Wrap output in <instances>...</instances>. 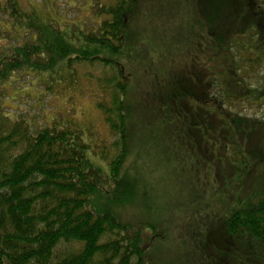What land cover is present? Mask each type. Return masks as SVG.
Masks as SVG:
<instances>
[{
    "label": "trees",
    "instance_id": "trees-1",
    "mask_svg": "<svg viewBox=\"0 0 264 264\" xmlns=\"http://www.w3.org/2000/svg\"><path fill=\"white\" fill-rule=\"evenodd\" d=\"M87 1L0 0V264H264V0ZM69 91L97 124L47 113Z\"/></svg>",
    "mask_w": 264,
    "mask_h": 264
},
{
    "label": "rangeland",
    "instance_id": "rangeland-1",
    "mask_svg": "<svg viewBox=\"0 0 264 264\" xmlns=\"http://www.w3.org/2000/svg\"><path fill=\"white\" fill-rule=\"evenodd\" d=\"M83 1V2H82ZM87 0H56V4L55 6H53L52 9L48 8L46 5L44 6V2H42L41 0H21V3L23 5L24 8H28L30 9L31 6H35L37 7L40 11L42 10L43 12V16L47 17V18H51L52 16L54 15H57L59 18L60 16L63 18V20L65 19L66 21L68 20H75L77 19L79 16H81L80 14V11H78V8L76 7V5H85V3H88V1L86 2ZM74 4H75V8H70V6H73L74 7ZM51 6V5H50ZM156 7H159L156 6ZM56 8H58L56 10ZM89 12L88 10L84 12V15H87ZM143 14V13H142ZM148 14V13H147ZM55 16V17H57ZM66 17V18H65ZM71 20V21H73ZM150 41L152 44H154L155 46L157 47H161V48H165L167 47L166 44H165V41L164 40V43L163 45L160 44L159 42V37L155 38L153 35L149 34L148 35ZM152 37V38H151ZM157 40V41H155ZM169 44H172L171 41H168ZM127 57H128V54H127ZM126 57V59H127ZM125 62V61H124ZM127 63V62H126ZM130 64V63H129ZM131 64L132 65H137L138 64L135 62H133V60H131ZM131 68H128V71L130 70ZM91 72V75H93L94 77L96 76H100L101 75V71H96V70H89ZM23 81H26L27 80L25 78L21 79ZM82 82H86L87 84L85 85L86 88H89V92L88 94L89 95H92L93 93L90 92V89H92L93 91L95 90V84L94 82H87L86 80H82ZM91 87H90V85ZM19 84H16L14 85L13 87H9L8 90H7V94L10 95V97L12 98H15L17 94H19L20 92L18 91L19 89ZM30 97L31 99L34 100V98H36L37 95L40 94V90L39 88H32L30 91ZM41 93H44V91L41 90ZM72 95L73 96V101L71 100L72 98ZM28 95L24 97V99H19L18 97L16 98L17 100L14 101V102H11V101H8L5 103V105L9 108L10 111H15V110H18V106H21L20 107V110L21 109H25L24 107H29L28 105H33L34 102H28V98H30ZM45 96L43 97V101L42 102V106L45 105V103L47 102V105L44 106V109L47 111L48 114H55L57 112H60L62 111H70L71 114L74 116V117H78L80 119H82L83 121H85L87 124H89L90 122H92V124H97V119H98V116H97V112L94 108V104H93V100H91V98L89 99H83L81 97L78 96V94L74 93V92H64L63 94H60L59 96H48L45 100H44ZM29 104H28V103ZM26 104V105H24ZM31 105V106H32ZM32 107H36V106H32ZM37 110V109H35ZM76 110V112L74 111ZM39 111V110H38ZM184 176V175H183ZM259 177H262V172L260 170L257 169L256 173L254 174V179H253V182H256V180H260L261 178ZM258 178V179H257ZM183 180V178H182ZM186 189H188L189 187V184L187 183L185 185ZM189 191V190H188ZM187 193V192H186ZM186 196H188V193L186 194ZM203 217L205 216H202L200 217V221L198 223H203L204 222V219ZM197 223V225H198ZM204 231V230H203ZM190 232V229L187 228L186 232L187 234H189ZM182 233V232H181ZM186 235L184 234L183 237H185ZM191 238V236H188ZM171 243H174L173 241H170ZM208 242L207 241V237H206V240H205V243ZM204 243V244H205ZM216 242H214L215 244ZM183 243H180L179 246H175V244H168V245H165L164 246V249H165V253L171 257L168 256L167 259H164V263L163 264H176V261L179 259V255H181V249H182V245ZM201 244H202V241L199 242V245H196L195 248L193 247L194 249V252L195 253H198L196 251V247L200 250V253L199 256L202 257L201 259H205V262L207 264H212L214 263L213 259L214 260H218L222 262L221 259H224L225 260V263L226 264H237L235 262L237 261H240L239 260V257L238 256H234V261H232V259H229V251L227 252V250L224 249V245L221 244L220 246H218V249L220 251H214L213 249H208L205 251V255H202V252H201ZM216 245V244H215ZM163 255V256H166ZM246 255V254H245ZM221 257V258H220ZM238 258V259H237ZM169 260V261H168ZM169 262V263H167ZM223 263V262H222ZM253 262H251L250 264H252Z\"/></svg>",
    "mask_w": 264,
    "mask_h": 264
}]
</instances>
